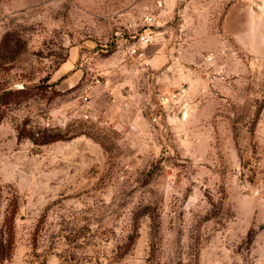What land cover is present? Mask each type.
I'll use <instances>...</instances> for the list:
<instances>
[{
  "label": "rangeland",
  "instance_id": "rangeland-1",
  "mask_svg": "<svg viewBox=\"0 0 264 264\" xmlns=\"http://www.w3.org/2000/svg\"><path fill=\"white\" fill-rule=\"evenodd\" d=\"M181 5L0 0V264H264V73Z\"/></svg>",
  "mask_w": 264,
  "mask_h": 264
},
{
  "label": "crops",
  "instance_id": "crops-1",
  "mask_svg": "<svg viewBox=\"0 0 264 264\" xmlns=\"http://www.w3.org/2000/svg\"><path fill=\"white\" fill-rule=\"evenodd\" d=\"M180 2L182 25L185 27L186 23L194 22V37L199 39L207 36L212 45L210 49L215 56L224 54L228 64H232L233 56L240 53L247 56L248 60L250 58L249 61L257 65L261 74L264 73V0H184L183 2L180 0ZM75 51L72 50L68 60L71 66L75 61ZM213 61L216 67L217 60L214 58ZM232 70L231 66L224 68L225 75ZM262 76L259 88L264 96V74ZM211 81L213 87H216L218 82L214 79ZM185 86L184 93L187 97L193 96L195 92H201L206 87L203 81H195ZM230 86L225 84L226 89L231 88Z\"/></svg>",
  "mask_w": 264,
  "mask_h": 264
},
{
  "label": "trees",
  "instance_id": "trees-1",
  "mask_svg": "<svg viewBox=\"0 0 264 264\" xmlns=\"http://www.w3.org/2000/svg\"><path fill=\"white\" fill-rule=\"evenodd\" d=\"M24 136H30V137H33L37 142H40V143H51V142H55V141H58V140H61V139H64L62 136H59V135H50L48 137H43V139H37L33 136L32 133H26L25 130H22L20 133H19V140H21L22 137ZM71 139V136L69 137ZM67 138V139H69ZM66 139V138H65ZM10 229H11V226H10ZM11 251H12V244H11V241H8V245L6 247V250L2 253L0 252L1 254V259H7L8 257H10V254H11Z\"/></svg>",
  "mask_w": 264,
  "mask_h": 264
},
{
  "label": "built area",
  "instance_id": "built-area-1",
  "mask_svg": "<svg viewBox=\"0 0 264 264\" xmlns=\"http://www.w3.org/2000/svg\"><path fill=\"white\" fill-rule=\"evenodd\" d=\"M146 22L148 23V24H152L153 23V17H151V16H147L146 17ZM141 47L142 46H146V45H148L149 43H151V36H150V34L149 33H142V34H140V36H139V38H138V42H137ZM138 49H139V47H137V46H135V47H133L131 50H130V54H131V56L133 55H137V56H139V57H141V58H143V57H145V51L144 50H142V51H138Z\"/></svg>",
  "mask_w": 264,
  "mask_h": 264
},
{
  "label": "bare ground",
  "instance_id": "bare-ground-1",
  "mask_svg": "<svg viewBox=\"0 0 264 264\" xmlns=\"http://www.w3.org/2000/svg\"><path fill=\"white\" fill-rule=\"evenodd\" d=\"M183 117L185 118L186 116L184 115Z\"/></svg>",
  "mask_w": 264,
  "mask_h": 264
}]
</instances>
